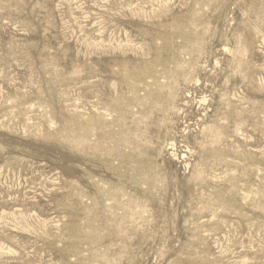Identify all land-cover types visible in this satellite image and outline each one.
<instances>
[{
    "label": "rangeland",
    "instance_id": "rangeland-1",
    "mask_svg": "<svg viewBox=\"0 0 264 264\" xmlns=\"http://www.w3.org/2000/svg\"><path fill=\"white\" fill-rule=\"evenodd\" d=\"M0 264H264V0H0Z\"/></svg>",
    "mask_w": 264,
    "mask_h": 264
}]
</instances>
